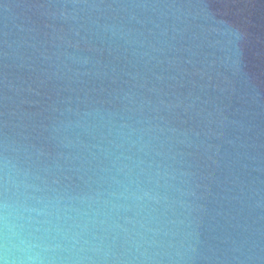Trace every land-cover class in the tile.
Returning a JSON list of instances; mask_svg holds the SVG:
<instances>
[{
  "label": "water",
  "instance_id": "water-1",
  "mask_svg": "<svg viewBox=\"0 0 264 264\" xmlns=\"http://www.w3.org/2000/svg\"><path fill=\"white\" fill-rule=\"evenodd\" d=\"M0 262L264 264V0H0Z\"/></svg>",
  "mask_w": 264,
  "mask_h": 264
},
{
  "label": "clouds",
  "instance_id": "clouds-1",
  "mask_svg": "<svg viewBox=\"0 0 264 264\" xmlns=\"http://www.w3.org/2000/svg\"><path fill=\"white\" fill-rule=\"evenodd\" d=\"M18 218L21 219V220H25V219L28 220V224H20V225H18V227H19L21 230L27 228V227L29 226V224L32 223V218H31V217H24V216L21 214ZM13 227L15 228V227H17V226L14 225ZM37 231H39V229H37ZM21 243H24V241L22 240ZM34 246H35V247H42V245L32 243V244H27V245H26V248L23 249V250L30 249L31 247H34ZM28 259H29V260H35L36 257H31V256H30V257H28ZM0 264H2V262H0Z\"/></svg>",
  "mask_w": 264,
  "mask_h": 264
}]
</instances>
